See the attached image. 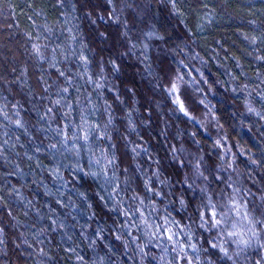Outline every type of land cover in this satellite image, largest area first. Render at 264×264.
I'll return each instance as SVG.
<instances>
[{
	"label": "trees",
	"instance_id": "16d2710c",
	"mask_svg": "<svg viewBox=\"0 0 264 264\" xmlns=\"http://www.w3.org/2000/svg\"><path fill=\"white\" fill-rule=\"evenodd\" d=\"M0 108V264H264L201 219L211 199L247 232L239 188L264 241V0H0Z\"/></svg>",
	"mask_w": 264,
	"mask_h": 264
},
{
	"label": "snow or ice",
	"instance_id": "6c2138e0",
	"mask_svg": "<svg viewBox=\"0 0 264 264\" xmlns=\"http://www.w3.org/2000/svg\"><path fill=\"white\" fill-rule=\"evenodd\" d=\"M109 4L113 3V0H108ZM172 2L174 3V0H172ZM109 17L116 20L117 22L119 21V16L118 15H114L113 13H109ZM101 20L104 19L103 16L100 17ZM33 51L39 56L40 55V47L39 46H33ZM41 58H44L41 56ZM80 59L84 62V64L86 65L88 63V58L86 56H82L80 57ZM110 63L113 64L114 68H117V66L115 65L114 62ZM53 67H55V65H53ZM61 76H64L65 74L63 72H60ZM65 79H68L67 77H65ZM92 83H95V86L97 88H99L101 85L96 83L95 81H91ZM169 94L173 95L176 97V99L174 100V103L177 105L179 111L183 112L185 115H188V112L185 108V105L183 103V101L180 99L179 95H178V85L177 83H172L171 88L168 89ZM62 93H67L68 92V88H64L61 89ZM53 103L57 106L61 105L62 101L61 99H56L55 101H53ZM67 107H71V105H67ZM0 113H3V108H0ZM52 113V109L49 108L47 110V113L45 115H48ZM5 114V117L7 118V114ZM19 115V113L17 112V116ZM64 116H67L68 113H63ZM14 123L18 126L23 128V124L21 122V120L19 118H17ZM109 123H111V118H109ZM67 126H65L66 128ZM73 131L72 134L69 136V134L67 133V131H65L62 128H58L57 129V134L60 135L63 139V142L65 144L68 143L69 140H72L74 142L73 146L75 147V141L77 140H84L87 141L89 138V132L91 131H98L99 128L101 127L100 125H86L85 121L82 119L81 121V125L79 126V128H77V126L73 125ZM87 127V131L85 130V128ZM129 127L135 131V125L131 124L129 125ZM104 128H107V125H104ZM104 136H107V132L105 131L103 133ZM217 145L218 146H222L220 145V141H217ZM50 147H55V145H50ZM114 147V145H113ZM132 152L136 153L137 152V148H132ZM115 163H116V157L114 155V153L111 155V158L109 157V155L104 154L103 152L101 153V158L95 160V164L96 166L99 168V172L98 173H92L93 176H100V175H104L110 182L115 178ZM230 166V165H229ZM112 169V176L108 177V171L109 169ZM197 168L199 169V165H197ZM78 171H82L83 169L78 168ZM57 174L59 175V170L57 169ZM199 175L201 177H203V173L200 172ZM62 178V177H61ZM207 179V178H205ZM202 191H205V189H202ZM240 189L239 188H233L232 189V193H233V198L229 199V206H230V210L234 211L236 213L237 216H240V208L241 205L239 204V201L235 198L239 195ZM3 198L0 197V200H2ZM181 203L183 204L184 201L181 200ZM206 212L201 214V219L204 221V224L208 227L211 228H215V229H225V231H223L222 235L227 236L228 239L232 240L235 244H237V246L240 248V251H243L245 248L250 247L253 244V241L255 240V243L259 246L264 247V241H262L259 237V234L257 233V231L253 230V221L249 218L248 213L244 212L241 219L242 221L246 222L245 227L247 228V238H245L246 233L242 230V228L238 225L237 222L231 221L229 219V214L225 213V212H220L217 209V206L211 201V199L208 200L207 204L204 205ZM135 211H139V209H136ZM134 213L129 212L127 210L124 211V215L125 216H129L132 215ZM53 223H55L53 221ZM146 223V221H145ZM167 223V221H166ZM175 223V222H173ZM149 228L152 227V225H147ZM231 227V231H228L227 228ZM157 228V230H159L161 228V225H156L155 226ZM3 230L0 229V232H2ZM151 235L153 237H157L158 232H152ZM161 235H165L166 238L169 241H174V238L176 237V233L172 231V229L170 227H166L164 233H162ZM2 242V241H0ZM186 247H191L193 249L196 248V245L192 244V245H182L181 246V251L184 250V248ZM211 247L213 248H219L220 251H222L224 253L225 256H227L229 259H232L231 256H229L228 253V249L225 248L222 244H212ZM74 251V249L72 250ZM237 255H239V252L237 253ZM78 260H83L82 257H77ZM258 264V262H257Z\"/></svg>",
	"mask_w": 264,
	"mask_h": 264
},
{
	"label": "rangeland",
	"instance_id": "374dc122",
	"mask_svg": "<svg viewBox=\"0 0 264 264\" xmlns=\"http://www.w3.org/2000/svg\"><path fill=\"white\" fill-rule=\"evenodd\" d=\"M174 97V99H176V97L175 96H173ZM234 212V211H233ZM245 211L244 210H242V208H240V213H241V215L240 216H238L239 217V219H241V217H242V215H243V213H244ZM234 215H236V213L234 212ZM234 222H237L238 223V225L240 226L241 225V220H234ZM241 227V226H240ZM242 228V230H244L245 232H246V230L243 228V227H241ZM254 230V229H253ZM246 235H247V232H246ZM245 238H247V237H245Z\"/></svg>",
	"mask_w": 264,
	"mask_h": 264
}]
</instances>
